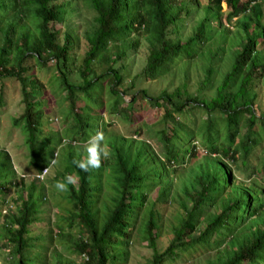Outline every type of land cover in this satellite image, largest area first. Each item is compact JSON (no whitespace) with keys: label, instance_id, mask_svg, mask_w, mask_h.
<instances>
[{"label":"trees","instance_id":"16d2710c","mask_svg":"<svg viewBox=\"0 0 264 264\" xmlns=\"http://www.w3.org/2000/svg\"><path fill=\"white\" fill-rule=\"evenodd\" d=\"M79 1L0 0V79L15 78L20 83L24 111L13 120L15 125L21 123L35 173L44 168L49 171L58 155L57 146L74 143L71 139L64 141L58 132L44 133L49 96L45 98L46 87L34 72L31 59L42 67L49 59L55 61L59 93H64L67 113L76 119L81 120L77 108L80 96L90 101L94 98L100 109L115 113L132 111L140 98L148 100L151 107L164 106V127L158 131V141L165 144L164 155L154 152L147 140L141 141L151 152L142 164L137 158L139 142L127 138V154L115 148L110 159L104 157L102 149L92 152L91 146L71 148L62 179L67 202L64 200L66 206L57 205L63 209L65 229H74L75 236L58 226L56 234L51 236L53 231L48 230L38 245L29 236V227L38 221L35 196L43 201L44 186L36 192V186L30 184L25 196L10 200L8 191L18 186V170L10 153L0 150V220L4 219L0 226L1 246L11 248V253L18 256L17 264H26V258L34 260L39 252L43 264H49L53 255L59 257L58 264H74L61 251L52 252L47 260V243L57 238L59 245L68 244L70 253L87 257L83 264H127L136 229L153 249L149 264H169L191 253L206 255L205 264H264V187L236 184L232 176V165L238 157L234 144L238 117L249 111L248 125L254 124L257 114L252 110L253 78L264 79V0H207L204 7L199 0H85L95 14L84 34L75 28L56 29L54 25L65 22L66 16L79 7ZM200 10H204L203 19L196 15ZM233 18L238 21L235 33L230 32L227 23ZM225 35L233 36L232 64L216 84V70L207 62L222 59ZM82 38L88 45L77 70L82 83L73 84L70 66L75 58L71 52ZM142 46L146 55L140 75L151 81L178 73L174 81L182 82L173 90H164L156 97L145 89L130 92L139 74L132 78L129 88H121L125 81L122 71L129 69L122 61L130 60L124 48L137 53ZM204 57L207 61L202 60ZM104 65L107 68L100 69ZM195 72L200 74L201 96L214 89V97L201 98L198 92L189 90V80ZM95 88L96 96L90 93ZM127 97H131L130 101ZM189 109L225 115V147L220 149L216 144L219 134L209 117L195 124L196 128L189 125V129H183L184 124L177 118ZM169 120L184 133L179 135L175 127L169 126ZM167 127L175 131L171 137ZM195 136L208 143L209 156L193 166L191 181L175 189L168 168H174L175 162L184 164L187 155H194L195 148L188 146ZM174 139L179 146L171 143ZM109 170L112 174L106 178ZM72 175L77 178L76 185L70 179ZM107 179L111 181L110 188L106 186ZM155 188V200L174 204L171 206L176 209V222L169 226L173 239L162 252L156 249L162 217L151 207L149 198ZM142 215L144 221L137 226ZM34 249L39 252L33 254Z\"/></svg>","mask_w":264,"mask_h":264},{"label":"rangeland","instance_id":"374dc122","mask_svg":"<svg viewBox=\"0 0 264 264\" xmlns=\"http://www.w3.org/2000/svg\"><path fill=\"white\" fill-rule=\"evenodd\" d=\"M85 0L79 1V7L76 8L74 12L66 16V21L55 24V28L65 31L67 28H75L77 31L84 34V31L87 29L88 24L92 20L95 11L94 9L84 3ZM201 2V7L207 3V0H199ZM204 10L198 11L196 15L198 17L204 18ZM193 16V18L196 17ZM236 18H233L231 22H227L230 25V32H236L237 22H234ZM188 21V19H187ZM197 19L192 21L195 24ZM226 26V24H225ZM187 33L190 36L192 29L187 24ZM226 45L223 47L222 59L216 61V63L211 60L207 62L209 65H213L216 70V75L214 74L213 80L217 84L226 71L230 68L232 64V49H230V43H233L232 35H225ZM224 41V39H223ZM144 43V40H142ZM141 50L137 53L132 51L131 48H124L128 52L130 60H123L122 63H125V66L129 69L123 70V84L121 85L122 89L129 88L131 86L132 78L138 75L135 87L130 91L134 92L137 90L145 89L148 95L156 97L162 91L173 90L178 84L182 82V79H177L174 81L175 77L178 75H169L168 78L163 76L158 80H147L146 78L140 75L143 63L146 55V48L142 46ZM88 49V45L84 38L81 39L79 46L76 49H73L71 54L75 58V61L71 63L70 68L71 72V82L73 84H81L82 79L79 75V67L83 64V59L85 53ZM202 60H206L205 57ZM207 61V60H206ZM203 61L199 62V65ZM30 63L33 64L34 72L41 82L44 83L45 89L47 91L45 98L49 96L47 102V115L44 118V123L47 126V130L44 127V133L48 132H58L61 137L65 140L71 139L75 144L61 143L57 146L56 151L58 153L55 163L49 168L48 175L45 176L44 180L37 181L34 179L36 174L33 166L31 164V154L26 144V137L21 128V123L15 125L13 119L22 115L24 111V103L21 94V86L17 79L15 78H5L0 79V150H7L11 159L14 162L15 168L18 170L17 182L18 186L11 188L8 194V198L18 199L20 196L27 193V186L34 184L36 187V192H39L41 186H44L43 193L45 198L43 201H39L38 196H35L38 205V217L36 223H33L29 227V236L36 242L35 244H42L39 240L40 237L46 236L48 230H52L53 236L57 233V227L67 228L64 219L62 218L63 212L60 203L66 206L67 199L65 198V184L63 182L64 166L68 162V152L72 149H81L80 147L91 146L92 152H98L99 149H102L103 155L105 158L110 159L112 154L115 152V148L119 150L120 153L124 156L128 152V140H136L141 146V149L137 150V158L140 163H146L149 155L151 154L150 150L146 149L147 146L141 141L147 140L148 144H151L152 150L160 154V157L164 154V145L158 141L159 133L158 131L164 127L161 123L163 119V114L165 112L164 106L151 107L148 100L140 98L134 104L133 110L128 111L127 113H115L112 110H104L99 108V104L86 99L84 96H80L79 101H77V108H79V113L81 120L76 119L75 116H72L71 113H67V102L64 100V93H59L58 84L59 79L56 77L58 73L55 71L54 65L55 61L49 59L46 63V67L38 65L35 60L31 59ZM107 68V65L100 67V69ZM199 78L200 74L195 72L191 75V80H189V90L191 92H198L201 98L210 99L214 97L215 91L210 90L206 91L203 96L200 93L199 87ZM102 82V81H100ZM253 85L255 92L253 99V109L257 114L253 118L254 124L249 126V119H251L249 111L241 113L238 117L239 119V128L236 130V136L234 138V144L238 150L237 162L232 165V176L235 178L233 181L236 184H243L245 186H252L257 184L264 187V119H261L264 116V79L263 78H253ZM96 90L92 89L91 94L96 96ZM127 100L130 101L131 97H127ZM89 104V107H87ZM169 107V104H167ZM190 108V107H188ZM95 112H99L100 116H97ZM93 115V117H92ZM90 116V117H89ZM128 116V117H127ZM177 119L184 124L183 129H189L190 126L195 124H200L201 120H206L208 117L211 122L215 125L216 130L219 134V140L216 141V144L221 149L225 147L226 142V119L223 113L213 112L206 113L197 109H189L182 116L178 115ZM102 117V118H101ZM91 118V119H90ZM89 122L87 123V120ZM209 120L207 122L209 123ZM82 123L88 124V126H83ZM44 126V125H43ZM169 126L178 131L179 135L184 133V130L179 129L171 120H169ZM168 128L167 134L171 137L175 131H170ZM207 127V126H206ZM118 135L117 138H114L112 135ZM124 138V140H123ZM176 139V137H175ZM175 139L171 143L179 146L175 143ZM203 137L195 136L194 139L190 140L188 147H194L193 156L186 157V162L182 164L181 162L174 163V168H168L170 177L174 180L175 189L176 187L183 186L186 180L191 181L193 171L192 168L195 164L200 161H204L206 157L209 156V145L203 140ZM115 141V142H114ZM114 142L113 144H111ZM111 144V145H110ZM110 145V146H109ZM163 158V157H162ZM229 162V161H228ZM152 165L149 164V166ZM112 174V170H109L105 173L106 178ZM57 176V177H56ZM59 177V178H58ZM41 179V178H40ZM73 183L77 184L76 176L72 175L71 178ZM111 181L106 180L107 188H110ZM158 188V187H157ZM157 188L152 190L149 194V198L152 201L151 207H155L159 212L163 227L161 228V236L156 241V249L158 252L164 251L169 245L171 239H173V232L170 231L169 226L176 222V209L174 204L158 202L155 200ZM174 189V190H175ZM66 202H65V201ZM59 204V205H57ZM13 205V204H12ZM17 205V201L14 203ZM14 211L16 206H12ZM17 211V210H16ZM4 219L1 218L0 226H2ZM144 221V216L142 215L140 220L137 222V226H140ZM65 226V227H64ZM63 229V230H64ZM62 230V231H63ZM64 232V231H63ZM65 232H71L75 236L74 229H65ZM49 236V234H48ZM50 237V236H49ZM54 238L52 241L47 243L48 247V258L54 251H61L62 254L74 261L75 263L83 264V256H79L73 253H70L68 250V244L62 243V246L58 244V240ZM47 240L48 237H47ZM55 240V241H54ZM133 244L131 247V256L127 264H149V260L153 257V249L150 248L149 243L143 237V233L139 230H134L132 237ZM57 241V242H56ZM3 243L0 242V264H17L16 255L11 253V248L1 246ZM56 249V250H55ZM38 249L33 250V254L38 253ZM207 256L202 253H191L184 254L181 258L177 259L174 262L169 264H205ZM26 264H43V257L41 252L35 257L34 260H28ZM59 257L52 256L51 262L49 264H58ZM16 261V262H15Z\"/></svg>","mask_w":264,"mask_h":264},{"label":"built area","instance_id":"2783aa9c","mask_svg":"<svg viewBox=\"0 0 264 264\" xmlns=\"http://www.w3.org/2000/svg\"><path fill=\"white\" fill-rule=\"evenodd\" d=\"M48 173V169L47 168H44L42 171H40L39 173H37V174H35L34 175V177H35V179H38V180H40V181H42V180H44V178H45V174H47ZM45 175V176H44ZM41 178V179H40ZM85 257V256H84ZM85 261H88V258L87 257H85V259H84V262Z\"/></svg>","mask_w":264,"mask_h":264}]
</instances>
